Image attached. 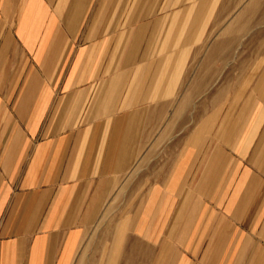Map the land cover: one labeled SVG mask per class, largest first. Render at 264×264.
<instances>
[{"label": "crops", "instance_id": "1", "mask_svg": "<svg viewBox=\"0 0 264 264\" xmlns=\"http://www.w3.org/2000/svg\"><path fill=\"white\" fill-rule=\"evenodd\" d=\"M241 3L109 30L97 1L0 0V264H73L125 181L109 260L264 264V0Z\"/></svg>", "mask_w": 264, "mask_h": 264}, {"label": "rangeland", "instance_id": "2", "mask_svg": "<svg viewBox=\"0 0 264 264\" xmlns=\"http://www.w3.org/2000/svg\"><path fill=\"white\" fill-rule=\"evenodd\" d=\"M96 1L97 9L102 7V12L106 13L105 26L109 30L141 27L142 24L151 22L154 18L163 17L165 12L195 13L197 3H199L200 11L204 9V12H210L212 7L211 0H93V2ZM101 1L102 4H100ZM234 1L237 9L242 8L241 2L244 0ZM258 6L264 9L263 4ZM156 21L158 24L156 26L162 27L163 20ZM128 183L129 181H125L123 195L118 194L107 198L90 225L84 229L73 264H116V260H109L108 257L115 251V236L121 221L127 214L131 200L129 192L132 189L128 187Z\"/></svg>", "mask_w": 264, "mask_h": 264}]
</instances>
